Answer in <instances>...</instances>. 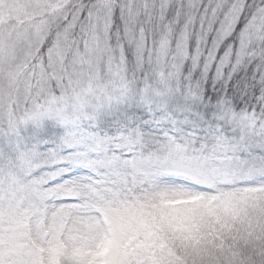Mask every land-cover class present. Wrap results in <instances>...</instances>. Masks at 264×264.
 I'll return each instance as SVG.
<instances>
[{
    "label": "snow or ice",
    "instance_id": "obj_1",
    "mask_svg": "<svg viewBox=\"0 0 264 264\" xmlns=\"http://www.w3.org/2000/svg\"><path fill=\"white\" fill-rule=\"evenodd\" d=\"M0 264H264V0H0Z\"/></svg>",
    "mask_w": 264,
    "mask_h": 264
}]
</instances>
